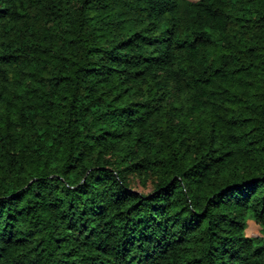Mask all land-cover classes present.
Wrapping results in <instances>:
<instances>
[{"label":"trees","instance_id":"obj_1","mask_svg":"<svg viewBox=\"0 0 264 264\" xmlns=\"http://www.w3.org/2000/svg\"><path fill=\"white\" fill-rule=\"evenodd\" d=\"M0 264H264V0H0Z\"/></svg>","mask_w":264,"mask_h":264},{"label":"rangeland","instance_id":"obj_2","mask_svg":"<svg viewBox=\"0 0 264 264\" xmlns=\"http://www.w3.org/2000/svg\"><path fill=\"white\" fill-rule=\"evenodd\" d=\"M191 1H195V0H191ZM154 181L155 179L152 177L146 182V185H144L143 183H141L138 177H133V176L131 177V184L133 189L143 194H148L149 192L152 191L154 186ZM259 233H260V227L257 224H255L253 221H249L248 229L246 231L247 236L254 237L259 235Z\"/></svg>","mask_w":264,"mask_h":264}]
</instances>
